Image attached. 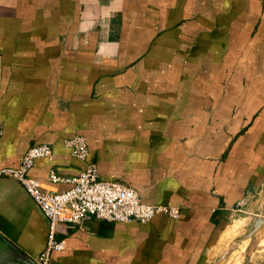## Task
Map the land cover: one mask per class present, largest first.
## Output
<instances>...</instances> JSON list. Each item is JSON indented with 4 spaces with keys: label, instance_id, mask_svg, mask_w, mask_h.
I'll list each match as a JSON object with an SVG mask.
<instances>
[{
    "label": "crops",
    "instance_id": "0c3cea01",
    "mask_svg": "<svg viewBox=\"0 0 264 264\" xmlns=\"http://www.w3.org/2000/svg\"><path fill=\"white\" fill-rule=\"evenodd\" d=\"M76 135L101 180L178 215L58 223L47 264H238L249 239L212 261L246 231L229 213L259 187L264 202V0H0V170L47 144L28 176L63 192ZM0 233L46 249V217L5 176ZM253 236L241 264H264V223Z\"/></svg>",
    "mask_w": 264,
    "mask_h": 264
},
{
    "label": "built area",
    "instance_id": "2783aa9c",
    "mask_svg": "<svg viewBox=\"0 0 264 264\" xmlns=\"http://www.w3.org/2000/svg\"><path fill=\"white\" fill-rule=\"evenodd\" d=\"M71 155L83 163L79 174L69 182L72 186L56 192L43 189L36 180L28 176L34 161L52 158V150L47 144L30 147L22 156L16 168L0 170V176L17 180L47 219L48 235L45 251L36 259L47 264L52 250L62 249V243L55 239L58 223L78 225L92 217L113 222L146 223L158 214L177 217L173 207L150 205L142 202L136 190L116 181H105L98 177L94 163L89 162L88 147L83 136H73L65 141ZM49 180L58 182L59 177L51 172Z\"/></svg>",
    "mask_w": 264,
    "mask_h": 264
},
{
    "label": "rangeland",
    "instance_id": "374dc122",
    "mask_svg": "<svg viewBox=\"0 0 264 264\" xmlns=\"http://www.w3.org/2000/svg\"><path fill=\"white\" fill-rule=\"evenodd\" d=\"M259 190H260V187L258 189H255L254 191H252L251 194L248 196V198L245 199L244 201H242L240 203V205L236 206L233 209V211H231L229 213V215H228V221L229 222L234 220V219H236V218H238V217H245L247 219V228H246L245 233H243V235H241L238 238H235L232 241V243L230 245H233V244L234 245H233L231 251L229 253H227L226 257L231 255V253L233 251L238 250L237 249L238 245L243 242V241H240V240L243 239L244 236H246L247 234L250 233V231L252 230V228L254 227V225H255V223H256V221L258 219V214L260 213L261 208H262V206L264 204V202H262V200H261V198L259 196ZM262 216H263V214H262ZM262 223H264V218H262ZM248 239H249L248 240V246H247L246 251L244 252V254H242L241 260L239 261L238 264L243 263V261L247 257L248 249H249V247H251L250 245H252L253 241L257 242V240H259L256 237H254L253 235H251ZM235 244H237V245H235ZM230 245H228L226 250L230 247ZM219 257L220 256L215 257L214 260L212 261V263L215 262Z\"/></svg>",
    "mask_w": 264,
    "mask_h": 264
},
{
    "label": "water",
    "instance_id": "95a60500",
    "mask_svg": "<svg viewBox=\"0 0 264 264\" xmlns=\"http://www.w3.org/2000/svg\"><path fill=\"white\" fill-rule=\"evenodd\" d=\"M261 214H262L261 212L258 214V219L254 227L250 231V233L244 236V238L241 239L240 241H244L248 239L260 227V225L262 224ZM233 245H230L227 251H225V253L217 259L216 263H219L221 260L224 259V257H226L227 253L231 251ZM0 264H40V263L37 262L35 258H32L28 254L24 253L21 249L15 246L11 241H9L6 237H4L0 233Z\"/></svg>",
    "mask_w": 264,
    "mask_h": 264
}]
</instances>
